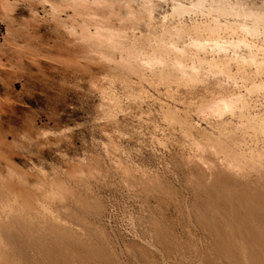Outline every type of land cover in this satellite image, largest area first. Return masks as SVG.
<instances>
[{"label":"rangeland","instance_id":"374dc122","mask_svg":"<svg viewBox=\"0 0 264 264\" xmlns=\"http://www.w3.org/2000/svg\"><path fill=\"white\" fill-rule=\"evenodd\" d=\"M197 1L0 0V264H264V230L252 242L242 215L264 202V135L247 126L264 119V91L248 92L264 82V23L255 37L222 32L221 43L249 47L220 53L207 31L221 20L215 0ZM226 1L264 10V0ZM163 42L179 46L171 65L186 49V70L198 57L227 60L234 77L204 69L190 83L155 62ZM250 50L255 63L244 61ZM222 92L248 108L222 120L200 110ZM235 155L250 175L228 174ZM41 205L70 223L66 244L29 219L24 231L12 224Z\"/></svg>","mask_w":264,"mask_h":264},{"label":"bare ground","instance_id":"6f19581e","mask_svg":"<svg viewBox=\"0 0 264 264\" xmlns=\"http://www.w3.org/2000/svg\"><path fill=\"white\" fill-rule=\"evenodd\" d=\"M241 2L243 3V1H240L235 6L231 5L226 0H215V2L212 3V6H211L212 12H215V14L216 13L219 14V16L221 17V20L218 21L217 23H215L214 26H211V27L207 28V31L210 34V40L215 42V50H219L220 53H227L228 51L230 52L232 50L236 52V51H238V50H240L242 48L247 49V46H248L247 45L248 43H246V40L244 38H239L238 41H234L233 40V41L224 42V44L221 43V40H223L222 39L223 37L221 35H222V32H224V31H230L233 34L238 33L237 31H240L244 35H250V36H254V37L258 36L260 34L259 33V28L264 23V10L263 9L260 10V11H255L253 9L248 10L247 8L244 7V5ZM208 3H209V0H199V1H197V4H196L197 6H195V7L202 9L203 7H206L208 5ZM189 11H190V9L185 8L182 5H178L177 8H176V12L179 15L186 14ZM222 19L227 20V21L225 23H223ZM249 21L253 22V26L252 27L248 26L247 23ZM194 31H196V35H197V38L194 40V45L196 46L195 48H197L200 51L204 52L207 49V47H208L207 43H205L206 40H204L203 36H201V30L199 28H196V30H194ZM187 32L188 31H186L184 29H181V30L177 29V30H174V31H169L170 34L177 35L179 37L183 36ZM179 37H177V38L179 39ZM170 40H172V39H170ZM163 43L160 44V47H159V50H158V53L160 54V56L159 57H157V56L153 57V58H155L154 59L155 62H158V64L163 66L164 70L166 68H172L174 72L179 71V73H181L184 76V79H187V81L190 82V83H195V82L198 83V81L202 82V81H200L202 79H204V81H205L204 74H206V73H204V74H203V72L201 73V71L202 70L204 71V69H207V71L209 70L208 72L212 73V75L213 74L217 75L218 77L219 76L222 77L223 75L225 77L229 76L230 78L234 77L232 71L230 70L229 62L227 60H224L222 64H219V62L216 61V60L208 61L207 59H202V58L198 57L197 60H196L197 63H195L193 65L194 67L192 66L193 69L189 70L187 68V70H188L187 71L186 67L184 66V63H183L184 62V57H185V55H183V54L186 53V49H181L180 50V48H179V50H177V51H180V55L182 54V56L181 57H177L176 60H174L176 63L173 62L175 64L172 63L173 65H171V63L168 61L169 60L168 59V55L170 54V51L172 49H173V51L176 49V47H177L176 45L177 44L176 45L174 44L172 47H169L168 45H166L165 43H164L165 44L164 45ZM191 47H193V46H191ZM211 49L214 50V46ZM247 53H248V55H247V57H246V59L244 61L248 62V63H255L257 61V54H256L257 52H254V51L250 50ZM157 60H159V61H157ZM240 69H241V67H240ZM243 78L245 80H250V81L252 80V78L250 76L246 75V74L243 75ZM164 80L168 81V79H166V78ZM263 91H264V82L258 83L257 81H254L252 87L250 88V90L248 92H249L250 96L251 95L253 96V94H256V93H259V92H263ZM205 94H203V95H205ZM213 99H212L213 101L209 100L210 102H207V103H204V104H200V105H202L200 107V110L202 112H205L206 114H212V115H216V116L219 115V117H220L219 119L220 120H222L221 118H223V116L229 115L231 113H235L239 109L245 110L246 108H248V105H249V102H250V100L248 101V98L246 99V96H242V95L241 96H237V95L236 96H229V95H227V94H225L223 92L220 93V96H218V98H213ZM203 102H206V101H203ZM243 125L246 126V124H244V123H243ZM247 126L252 128V129H255L260 134L264 135V119H262V118L260 119V117L250 119ZM242 140H244V139H242ZM245 143H243V144H245ZM240 146H241V144H240ZM214 154H216V153L214 152ZM244 156L235 155V158H232L230 156L225 158V162L222 163V165H225V168L229 171L228 174H232L233 173V175L235 174L236 176L237 175H240V177L243 176L242 172L247 167L246 166L244 168L245 163L243 164V162H244L243 160L245 159V162H246V159H247ZM242 157H244V158H242ZM8 162H10V161H8ZM10 163H9V167L8 168L13 166L12 164L10 165ZM206 163L208 164V162H206ZM213 163H214V161H213ZM214 167H215V165H214ZM219 167H220V165H219ZM220 169H221V167H220ZM245 172H247V174H248V170H245ZM263 172H264V170H263ZM241 173H242V176H241ZM228 174H227V176H229ZM247 174H246L247 178L243 177V178H245V180L248 179V177H249L248 175H250V173L248 175ZM227 176L225 177V179H229V178H227ZM232 177L233 176H231V180H232ZM235 177H234V179H235ZM243 178H241V179L239 178L240 181H242ZM10 182L13 183V181H11V180H10ZM243 182L244 181H242L241 183H243ZM12 183L11 184L7 183L6 185H4L5 186L4 189L7 190V191H10V193H11V190H13L12 193H14V191H16L15 193H17V191H18V189L20 187L17 188L16 185H18V184H16L15 185L16 188H14ZM226 183H227V181H226ZM22 185L23 184H21V186ZM227 185H229V184H227ZM0 187H1V185H0ZM21 188L23 189V187H21ZM24 188H25V190L28 193L29 191L27 190L26 186ZM21 190H19L18 192H20ZM1 191H2V188H1ZM22 191L20 192L21 194L18 193L19 194L18 196L20 197V195H22L21 197L23 198V194H22L23 192ZM26 191H24V195L26 194L25 193ZM28 194L30 195L32 193H28ZM28 194H26L25 196H28ZM253 194L254 193H252V195ZM25 196H24V198H25ZM30 196L32 197V195H30ZM254 196L253 197L255 199L257 197V195H254ZM28 197H26V199ZM262 198H264V197H262ZM30 199L31 198H29V200ZM13 201H15V200H13ZM27 201H25L26 203L24 202V204H27L28 203ZM28 204L26 205V207L30 205V204L29 205ZM235 211H236V209H235ZM263 211H264V202L257 200L256 202H252L250 204V210L249 211H245V212L242 213V215H244V217H245V218L243 217V220H244L243 225H245L243 227V229L249 228L251 231H253L255 233V234L252 233L253 236H252L251 241L254 242L257 245H260V244L263 243L262 237H260L259 234L255 230V227L264 230V212ZM19 212H20V214L22 213L21 216L18 217V218H14L13 221H12L13 222L12 224H14L16 226V228H19L20 230H23V231L26 230V226L28 225V219H29L30 222L32 223L33 227H35V226L41 227L42 226V229L50 231V233H52L53 236H55V238H54L55 241H57V242H59L61 244H66V242H68V240H69V235H74L73 232L70 231V229H72L71 226L69 225L70 223L67 222V220L64 219L61 215L57 216L56 212L53 211V213H52V211L47 207V205H44V206L41 205V211H38L37 209L32 208V209L27 210V211L17 210V213H19ZM6 213L8 214L6 219L9 220V218H11L14 215L15 210L12 207H10V209H8L6 211ZM237 213H239V212H237ZM255 219L257 220V223H255L256 224L255 226H252L253 223H254L253 221ZM40 221L43 222V224H41ZM9 237L10 238H6V237H4V238L6 239V242H7L8 245H13V238L15 236L13 234H11V235H9ZM244 244L246 245V243H244ZM248 244L249 243L247 242V246H248Z\"/></svg>","mask_w":264,"mask_h":264}]
</instances>
